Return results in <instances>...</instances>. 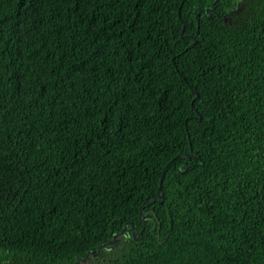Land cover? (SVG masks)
I'll return each instance as SVG.
<instances>
[{"label": "trees", "instance_id": "1", "mask_svg": "<svg viewBox=\"0 0 264 264\" xmlns=\"http://www.w3.org/2000/svg\"><path fill=\"white\" fill-rule=\"evenodd\" d=\"M213 2L0 0V264H264V0Z\"/></svg>", "mask_w": 264, "mask_h": 264}, {"label": "water", "instance_id": "2", "mask_svg": "<svg viewBox=\"0 0 264 264\" xmlns=\"http://www.w3.org/2000/svg\"><path fill=\"white\" fill-rule=\"evenodd\" d=\"M182 1H183V0H182ZM216 1H217V0H214V2H213V4H212V5H213V8H214V5H215ZM207 10H209V8H207ZM161 180H162V176H161V179H160V184H161ZM160 184H159V188H160ZM158 192H159V189H158ZM158 194H159V193H158ZM144 223H145V221H144ZM116 238H117V235L115 234L114 237H113L114 241L116 240ZM99 248H100V247H99Z\"/></svg>", "mask_w": 264, "mask_h": 264}]
</instances>
